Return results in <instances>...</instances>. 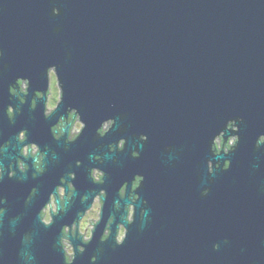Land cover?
<instances>
[{
	"label": "water",
	"instance_id": "water-1",
	"mask_svg": "<svg viewBox=\"0 0 264 264\" xmlns=\"http://www.w3.org/2000/svg\"><path fill=\"white\" fill-rule=\"evenodd\" d=\"M0 52V263L8 254L16 264H181L208 225H241L256 211L242 201L264 182V0H0ZM49 69L61 99L44 117L33 90L44 92ZM18 79L29 83L23 102L9 92ZM68 109L83 124L71 141L69 123L58 138L50 129ZM231 135L228 153L215 154V137ZM29 143L43 153L41 171L20 154ZM68 173L73 190L61 203L56 186ZM102 189L92 236L72 237L66 262L62 227ZM51 193L57 211L45 225Z\"/></svg>",
	"mask_w": 264,
	"mask_h": 264
},
{
	"label": "flooded vegetation",
	"instance_id": "flooded-vegetation-1",
	"mask_svg": "<svg viewBox=\"0 0 264 264\" xmlns=\"http://www.w3.org/2000/svg\"><path fill=\"white\" fill-rule=\"evenodd\" d=\"M47 85L44 92L33 90V96L36 98H44L43 100V114L44 117H48L56 108L57 104L61 99V90L58 85L55 73L53 69H49ZM55 82L56 92L52 93V83ZM16 89L11 87L9 92L11 95H17V98L23 102L24 99L22 95L27 93L29 83L26 79H18L15 83ZM35 106V101L32 99L31 108ZM7 113L9 116L13 113V107L9 105L7 107ZM69 123L66 141H71L77 136L81 131L83 124L80 122L79 117L75 115L73 109H68L65 116H57L50 125V129L54 134L55 138H58L62 134V128ZM111 121H106L102 124L99 132L103 134L107 128L110 126ZM232 127V130H235ZM17 139L19 142L25 140V130L21 129L18 132ZM264 137H260L259 140L262 141ZM237 140L236 135H231L223 143L221 136H217L214 139V153L217 154L219 151L228 153L230 148L235 144ZM123 139L116 142L117 149H121L123 146ZM111 146V145H110ZM113 148V147H110ZM20 154L23 158L30 156L35 157L33 165L36 171H41L40 165L42 163L43 153L40 151L39 145L36 143L23 144L20 148ZM136 156V153H132ZM18 169L23 172L27 166L25 165L23 159H16ZM226 165L228 162L225 163ZM208 168L212 170V162H208ZM13 171H9L8 175L12 176ZM68 180L65 178L59 179V184L56 186L57 196L62 203L66 195L67 198L70 197L73 190V183L71 179L74 178V173L66 174ZM103 176V171L99 168H93L91 170V177L94 182L101 181ZM140 177L138 175L132 176L130 178V190L128 197L133 201L136 195L131 192L138 186L140 182ZM264 181V177L260 179ZM66 183L67 191L65 186ZM127 182L122 183L118 189L120 196L125 194ZM105 195L104 190H100L93 198L91 204L86 208L81 215V217L70 224H65L62 227V235L60 237V242L66 258V262H70L73 256V244L72 237L80 238L82 242H87L92 236V232L95 228V224L100 219V212L102 209V196ZM246 210L250 207L256 211L249 216L247 214L244 217V221L241 225H208L207 233L208 237H200L196 239L194 253L187 261L182 258L181 264H264V182L260 183L257 189V196L253 200L244 199L242 201ZM127 220L130 222L134 213V206L132 203L128 204L127 207ZM57 211L56 196L50 194L47 202L42 206L40 210L42 222L46 225L52 221V215ZM109 222L102 229V239H105L109 233ZM126 228L124 225H117L115 230V243L120 244L123 241ZM200 235V233H199ZM217 247L215 250L213 247ZM82 249V247H79ZM10 256L6 254L3 258V262L0 264H16L9 260ZM15 259V257H12ZM19 256H17V264Z\"/></svg>",
	"mask_w": 264,
	"mask_h": 264
},
{
	"label": "clouds",
	"instance_id": "clouds-1",
	"mask_svg": "<svg viewBox=\"0 0 264 264\" xmlns=\"http://www.w3.org/2000/svg\"><path fill=\"white\" fill-rule=\"evenodd\" d=\"M52 14H53V15H56V14H58V12H55V13H54V12L52 11ZM2 55H3V53L0 52V56H2ZM204 190H205V189H204ZM204 190H203V192H204ZM207 190H208V189H207ZM203 192H202V195H203ZM216 248H217V247H215V246L213 247L214 250H215Z\"/></svg>",
	"mask_w": 264,
	"mask_h": 264
},
{
	"label": "rangeland",
	"instance_id": "rangeland-1",
	"mask_svg": "<svg viewBox=\"0 0 264 264\" xmlns=\"http://www.w3.org/2000/svg\"><path fill=\"white\" fill-rule=\"evenodd\" d=\"M51 90H52V93L55 94V92H56L55 82L52 83V88H51Z\"/></svg>",
	"mask_w": 264,
	"mask_h": 264
}]
</instances>
